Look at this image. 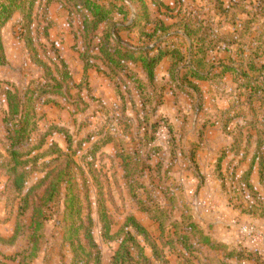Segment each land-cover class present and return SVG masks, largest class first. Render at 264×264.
<instances>
[{
    "label": "trees",
    "instance_id": "trees-1",
    "mask_svg": "<svg viewBox=\"0 0 264 264\" xmlns=\"http://www.w3.org/2000/svg\"><path fill=\"white\" fill-rule=\"evenodd\" d=\"M113 1L106 7L100 0H60L61 7L68 13L70 20L73 14H81L83 19L79 22V40L82 46L80 45V48L77 46L74 51L79 56L86 76L78 87L71 86L70 68L65 60L59 57L57 65H53L54 70L39 61H34L35 65L45 71V80L50 83L38 85L37 90L32 92L29 90L24 96L12 92L11 88L2 91L0 83V93L4 92L8 105V113L3 123L8 129L6 142L9 143V150L6 161L0 164V171L8 178L6 191L15 201L19 199L20 218L27 212L30 213L31 245L32 251L35 252L47 220L46 210L63 198L64 213L61 223L64 241L73 255L72 264H102L101 252L93 238L94 206L104 239L115 241L117 237H112L110 233L113 221L107 212L101 187L97 190L95 203L90 200V180L82 167L84 165L80 166L75 160L77 153L72 151L67 133L56 129L58 134L66 137L69 146L67 151H63L56 144L44 151L48 139L52 137L50 131L41 135L35 146H30L32 136L36 132L35 112L40 101L50 96L69 97L71 88L84 91L83 84L87 82V74L96 71L110 83H117L120 99L125 96L123 92L131 96L130 103L134 107H137V102L133 91L138 94L144 113L143 127L145 124L148 126L149 120L155 119L157 111L164 104L165 93L168 90L174 97L189 96L194 105L195 100L203 101V92L199 84H208L211 88L220 87L227 94L224 99L230 103L229 108L220 114L219 121L213 124V127L219 125L223 133L231 137L236 136L233 135L234 129L232 130L230 125L232 120L240 117L237 110L241 112L245 105L252 106L256 102L264 103V63L261 62L264 59V44L261 37L252 39L256 24L253 21H244L247 18L262 17L261 8L259 13L253 14L249 12V8H241L233 3L230 4L232 7H229L230 5L222 0H190V3L177 0L174 8L167 7L158 0ZM42 2L43 0H0V66H4L7 61L2 40L4 29L17 14L21 15L26 28L31 27L38 20L36 11L42 7ZM51 2L52 0L47 2L48 8ZM239 10L242 16H237L236 11ZM115 17H121L122 22L131 19L128 22L131 25L115 24ZM44 20L51 24L49 17ZM224 24L231 27L227 33H222ZM103 27H107L108 30L103 31ZM135 30L138 33V40L136 46H131L121 38V34L132 33ZM47 31L45 30V36ZM26 43L29 49L31 40H27ZM52 50L56 51L54 44ZM165 61L170 63L169 79L168 82L160 84L156 78V71ZM138 68L142 70L144 80L140 78ZM229 79L230 85L226 86ZM121 88H124V91ZM200 109L199 106L196 108L197 114ZM233 110L237 115L231 120H226L227 116L234 113ZM159 122L163 124L153 123L147 130L150 136L149 139L142 140L143 150L138 149L139 147L130 149L127 143L121 144L124 142L120 138V132L111 130L112 127L115 128L113 124L108 125L106 132L101 130L97 134L98 141L93 144L88 155L82 158V162L85 164L88 160L95 161L97 154L109 145H114L120 153L134 154L137 157L136 161L127 154L131 160L123 166L124 177L129 183V189L134 186L137 190H142L140 191L142 195L139 196H143L145 192L149 196V202L154 203L144 182L141 181L145 180L147 171L152 169V166L148 165L149 161L162 152L156 145L160 130L163 127L168 135L173 133L166 120L161 119ZM252 130L255 133L249 132L246 139L244 134L238 135L245 140L246 146L240 139L238 146L224 151L238 154V150L245 148L250 154L249 152L255 149L254 154L250 156V166L244 178L237 181L232 177V181H236L234 183L239 186L238 191L242 196L247 194L248 197L241 206L244 209L242 213L251 218L264 220V199L262 200L251 184L252 175L257 167L259 183L264 189V139H262L264 131L257 128ZM138 132L136 137L140 141L145 135L142 130ZM247 157L245 154L243 159L246 160ZM225 159L224 154L217 162L220 181H224L222 163ZM44 161H47L44 166V178L29 188L30 179L39 164ZM162 166L163 163L157 167L161 169ZM86 167L91 173V165L86 164ZM159 189L164 191L165 195H171L170 189H163V186ZM170 200L180 204L173 206L172 203L171 208L169 205L168 208L157 205L153 208L156 209L154 219L160 224L163 233L166 231L165 226L174 227L176 238L168 239L167 243L170 249L179 250L178 247H182L183 251L180 252L182 257L189 254L196 256L203 248L223 253L225 262L220 264H229L231 260L236 264L253 262L264 264V259L255 253L237 249L230 251L225 245L205 236L204 231L193 221L184 199ZM148 207L151 208V205ZM177 212L181 217L172 222L169 215ZM129 229L135 234L128 232ZM122 234L125 236L111 264H153L154 260L160 264H168L162 248L157 247L155 240H152L148 232L133 219L127 221ZM139 239H142L143 244ZM146 248L152 250V260L146 256ZM4 260H0V264H6Z\"/></svg>",
    "mask_w": 264,
    "mask_h": 264
},
{
    "label": "rangeland",
    "instance_id": "rangeland-1",
    "mask_svg": "<svg viewBox=\"0 0 264 264\" xmlns=\"http://www.w3.org/2000/svg\"><path fill=\"white\" fill-rule=\"evenodd\" d=\"M48 1L43 0L42 7L36 11L38 20L31 27L26 28L21 15L17 14L4 29L2 40L7 61L4 66H0L2 91L11 88L12 92L24 96L29 90L31 92L37 90L38 85L50 83L45 80V71L35 65L34 61H39L54 70L58 57L63 58L70 68L71 86L78 87L82 84L86 75L84 76L83 66L78 59V54L74 51L77 46L79 48L80 45L82 46L79 40V22L83 20L82 15L73 14L70 16V20L68 13L62 9L60 0H52L49 8L46 5ZM100 1L106 7L114 2L113 0ZM182 1L190 2V0ZM222 1L227 5L233 3L241 8H249V12L253 14L259 13L261 8L262 17L247 18L244 21L249 20L256 24L253 28L252 39L261 37L264 44V0ZM170 2L172 0H166V3ZM239 12L240 10L236 11L237 16H242ZM45 17H50L51 24L44 20ZM114 20L118 25H131V23L128 24L131 19L122 22L121 17H115ZM222 27V33H227L231 29L225 24ZM45 30H48L47 36H45ZM102 30L107 31L108 28L103 27ZM121 38L129 45L136 46L138 33L136 30L132 33H122ZM27 40L32 42L29 44V49ZM242 40H244L243 36ZM52 44L55 45V52L52 50ZM261 62L264 63V59ZM230 82L231 79L228 80L226 86L230 85ZM32 86L33 88H31ZM83 86L84 91L71 88L69 97L66 95L50 96L39 102L35 112L37 116L36 132L32 136L30 146H35L39 137L50 131L52 137L48 139L44 151L54 144L63 151H67L69 146L66 137L63 134H58L56 129L64 130L70 139L72 151L77 153L75 160L80 166L84 165L82 167L90 180L92 203L96 201L97 190L100 187L103 190L106 209L113 221L110 233L117 239L115 241L104 239L94 206L93 238L101 252L102 264L112 263L125 236L122 232L129 219L140 224L151 239L155 240V245L162 248V253H164L168 264L224 263L223 253L203 248L196 256L189 254L182 257L180 255V252L183 251L182 247H178L179 250H172L167 246L168 239L176 238L174 227L172 225L165 226L166 231L163 233L160 224L154 219L156 209L153 210V208L156 205L162 208H168L169 205L171 208L172 203L173 206L175 204L178 206L180 202H170V199L179 200L180 198L184 199L193 221L204 231L205 236L212 238L216 243L225 245L230 251L233 249L247 251L264 259V220L251 218L242 213L244 209L241 206L244 205V201L248 197L247 194L242 196L238 191L239 186L237 187V184L234 183L236 181H232V177L240 181L247 172L245 164H239V162H235L236 165L232 164L234 162L233 155L243 157L246 154L247 159H251L250 156L254 154L255 149H252L250 154L245 148L238 150L239 154L223 151L238 146L240 139L246 146L245 140L240 138L239 134H244L246 139L249 132L255 133L252 130L254 128L264 131V103L256 102L252 106L245 105L241 112L237 110L240 117L232 120L230 125V128L234 129L233 135L236 134V136L228 139L219 132V130L223 132L219 125L217 126L219 130L213 127V124L219 121L220 114L225 113L230 104L224 100L227 94L220 87L204 89L203 101L195 100L194 105L186 95H180L178 105H176L171 94L167 91L164 107L162 106L163 108L161 107L157 111L154 120H149L148 126L145 124L142 127L144 113L141 105L138 103L137 107L132 106L131 96L124 92L125 96L120 99L118 97L120 92L116 88L119 87L117 83H109L101 75L95 74L93 77L87 74V82ZM121 89L124 91V88ZM3 93H0V164L2 162L4 164L6 161L9 150V143L6 142L8 129L3 123L8 113V105ZM134 97L139 102V98L136 95ZM198 106L201 109L197 114ZM220 108L225 109L221 111ZM234 109L236 110V108ZM235 110H233L234 113L227 116L226 120H231L237 115ZM161 119L169 123L173 133L168 135L165 130L159 132L156 145L162 149V152L153 157L149 164L147 163L150 167L152 166V169L147 171L145 180L141 181V183L144 182L154 203L149 202V196L145 192L143 196H139L142 195L140 194L142 190H137L134 186L129 189V183L124 177L123 166L129 163L131 158L137 160L134 154L120 153L114 145H109L97 154L95 161L88 160L85 164L82 162V158L88 155L93 144L98 141L97 134L101 130L106 132L108 125L113 124L115 128L112 127L111 130L120 132V138L124 142L121 144L127 143L130 149L138 147V149H142V140L145 141L150 136L147 130L153 123L163 124L159 122ZM140 130L145 136L139 141L136 135ZM127 154L131 158L127 157ZM224 154L226 156L222 163L224 181L220 182L217 162L218 158ZM140 160L146 161V159ZM46 162L39 164L37 171L30 179L29 188L34 187L44 178ZM162 163L161 169L158 168L157 166ZM86 164L91 165V173ZM258 180L259 176L253 178L252 181L257 182ZM7 182L8 178L0 171V260L5 259L6 264H72L73 255L64 241V230L61 223L64 213L63 198L46 210L47 220L37 252H35L32 251L31 245L30 213L27 212L20 218V201L19 199L15 201L14 197L7 193ZM161 186L163 189H170L171 195H165V192L159 189ZM255 187L263 200L264 189L259 187L258 182L255 183ZM150 205L151 208L148 207ZM169 216L172 222L181 217L178 212L171 213ZM242 228L256 231L257 247H254L252 241L241 234ZM130 231L129 229L128 232ZM131 232L135 234L134 231ZM139 241L143 244L142 239ZM256 249L258 253L255 252ZM146 256L150 260L153 259V252L150 248H146ZM228 263L236 264L232 260ZM153 264L160 263L154 260Z\"/></svg>",
    "mask_w": 264,
    "mask_h": 264
},
{
    "label": "crops",
    "instance_id": "crops-1",
    "mask_svg": "<svg viewBox=\"0 0 264 264\" xmlns=\"http://www.w3.org/2000/svg\"><path fill=\"white\" fill-rule=\"evenodd\" d=\"M159 2H161L162 4H164L165 6H167V7H170V8H174L175 6H176V2H177V0H172V2H170V3H166V0H158ZM186 3H190V2H186ZM49 19H50V17H49ZM50 21V23H51V19L49 20ZM79 59V58H78ZM81 63V62H80ZM82 64V63H81ZM83 66V65H82ZM133 67V66H132ZM131 67V68H132ZM136 68H133V70H135ZM169 69H170V63L169 62H167V61H165V62H163L161 65H160V67L157 69V71H156V78H157V81H158V83H160V84H162V83H166V82H168V79H169V75H168V72H169ZM142 70L141 69H139L138 68V70H137V72H139V76H140V78L142 79V80H144V76H143V73L141 72ZM95 74L96 75H98L97 74V72L96 71H90L89 73H88V76H95ZM102 78H104V77H102ZM104 79H106V78H104ZM108 82H109V80L108 79H106ZM110 83V82H109ZM199 87H200V89L202 90V92L204 93L205 92V90L204 89H207L208 90V88H211L208 84H199ZM168 92L171 94V97L174 99V101H175V103H176V105H178V98L179 97H181V96H177V97H174L173 96V94L168 90ZM136 95V97L137 98H139L138 97V94L137 93H135L134 91H133V96H135ZM134 99H135V101L137 102V106H138V103L140 104V102H138L137 101V99L134 97ZM188 99H190V98H188ZM165 98H164V104L163 105H165ZM225 100V99H224ZM217 101H220V100H217ZM190 102H191V100H190ZM222 102H224V101H222ZM164 107V106H163ZM162 107V108H163ZM180 109V108H179ZM221 109V108H220ZM225 108H222L221 109V111H223ZM217 129H218V127H216ZM215 129V128H214ZM219 130V129H218ZM219 132L222 134L223 132H221L220 130H219ZM223 136H225L226 138H228V139H230L231 138V136H227V135H225L224 133L222 134ZM201 148V147H200ZM183 151H185V150H183ZM224 151V150H223ZM239 154V153H238ZM230 155V154H229ZM228 155V156H229ZM231 156V155H230ZM233 158H234V162L232 163V164H234V165H236V163L235 162H239V164L240 163H242V164H245L246 166H247V171H248V169H249V166H250V159H243V157H241V156H239V155H233ZM222 173H223V171H222ZM255 177H257L258 178V169H257V167L255 168V170H254V173H253V175H252V178H251V184H252V186L254 187V189L256 190V192H259L258 190H257V188L255 187V183H257L258 182V185H259V187L261 188V186H260V183H259V180L257 181V182H253L252 180H253V178H255ZM220 181V180H219ZM220 182H222V181H220ZM260 193V192H259ZM242 215V214H241Z\"/></svg>",
    "mask_w": 264,
    "mask_h": 264
},
{
    "label": "built area",
    "instance_id": "built-area-1",
    "mask_svg": "<svg viewBox=\"0 0 264 264\" xmlns=\"http://www.w3.org/2000/svg\"><path fill=\"white\" fill-rule=\"evenodd\" d=\"M161 130H165V129L162 128ZM241 234L244 237H247L250 241H252V244L254 245V247H257L256 246L257 245V240L255 238V234H256V231L255 230H252V229H249V228H242L241 229ZM255 252L258 253V250L256 249Z\"/></svg>",
    "mask_w": 264,
    "mask_h": 264
}]
</instances>
